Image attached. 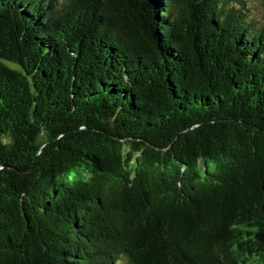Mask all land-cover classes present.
<instances>
[{
  "label": "trees",
  "instance_id": "16d2710c",
  "mask_svg": "<svg viewBox=\"0 0 264 264\" xmlns=\"http://www.w3.org/2000/svg\"><path fill=\"white\" fill-rule=\"evenodd\" d=\"M250 10L0 0V264H264Z\"/></svg>",
  "mask_w": 264,
  "mask_h": 264
},
{
  "label": "rangeland",
  "instance_id": "374dc122",
  "mask_svg": "<svg viewBox=\"0 0 264 264\" xmlns=\"http://www.w3.org/2000/svg\"><path fill=\"white\" fill-rule=\"evenodd\" d=\"M248 5H250L251 8V14L255 15L258 19L262 18L264 16V1L263 0H247ZM204 165L201 164V167ZM213 166V165H212ZM202 173L206 174V169L202 168Z\"/></svg>",
  "mask_w": 264,
  "mask_h": 264
}]
</instances>
